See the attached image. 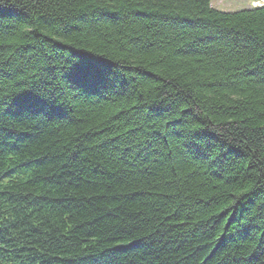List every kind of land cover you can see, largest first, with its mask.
<instances>
[{
  "label": "trees",
  "instance_id": "16d2710c",
  "mask_svg": "<svg viewBox=\"0 0 264 264\" xmlns=\"http://www.w3.org/2000/svg\"><path fill=\"white\" fill-rule=\"evenodd\" d=\"M0 0V264H264V4Z\"/></svg>",
  "mask_w": 264,
  "mask_h": 264
},
{
  "label": "rangeland",
  "instance_id": "374dc122",
  "mask_svg": "<svg viewBox=\"0 0 264 264\" xmlns=\"http://www.w3.org/2000/svg\"><path fill=\"white\" fill-rule=\"evenodd\" d=\"M211 6L222 11H236L263 5L260 0H211Z\"/></svg>",
  "mask_w": 264,
  "mask_h": 264
},
{
  "label": "snow or ice",
  "instance_id": "6c2138e0",
  "mask_svg": "<svg viewBox=\"0 0 264 264\" xmlns=\"http://www.w3.org/2000/svg\"><path fill=\"white\" fill-rule=\"evenodd\" d=\"M260 2H261L262 4H264V0H260Z\"/></svg>",
  "mask_w": 264,
  "mask_h": 264
}]
</instances>
